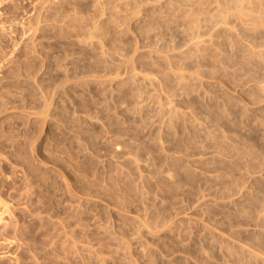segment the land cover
<instances>
[{
    "label": "rangeland",
    "instance_id": "rangeland-1",
    "mask_svg": "<svg viewBox=\"0 0 264 264\" xmlns=\"http://www.w3.org/2000/svg\"><path fill=\"white\" fill-rule=\"evenodd\" d=\"M0 264H264V0H0Z\"/></svg>",
    "mask_w": 264,
    "mask_h": 264
}]
</instances>
